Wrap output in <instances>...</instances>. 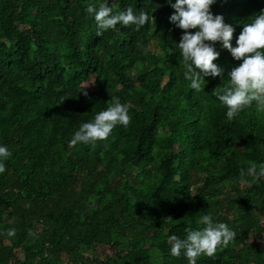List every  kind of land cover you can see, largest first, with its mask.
<instances>
[{
    "label": "trees",
    "instance_id": "1",
    "mask_svg": "<svg viewBox=\"0 0 264 264\" xmlns=\"http://www.w3.org/2000/svg\"><path fill=\"white\" fill-rule=\"evenodd\" d=\"M90 3L104 0H0V143L12 153L0 174V264H188L168 236L202 228L206 213L235 235L197 264H264V175L239 182L264 166V106L228 118L215 94L232 86L226 72L191 87L185 30L167 0H108L149 21L102 35ZM211 10L235 27V46L264 0ZM217 50L215 63H239ZM111 97L129 106L130 123L71 146Z\"/></svg>",
    "mask_w": 264,
    "mask_h": 264
},
{
    "label": "clouds",
    "instance_id": "2",
    "mask_svg": "<svg viewBox=\"0 0 264 264\" xmlns=\"http://www.w3.org/2000/svg\"><path fill=\"white\" fill-rule=\"evenodd\" d=\"M215 2L216 0H167L168 5L175 10L170 20L185 30L178 42L187 69L185 76L191 81L192 88L199 89L202 83L205 86V77L223 79L226 72L232 86L215 94L227 106L226 115L231 119L253 102L264 106V10L253 15L251 22L244 23L234 46L232 40L236 29L225 22L222 14L213 13L211 6ZM86 11L97 22L98 35L117 25L140 27L149 21L148 12H137L131 6L118 13L114 12L108 0H104L99 8L90 3ZM192 29L195 31H191ZM217 42L239 61L230 70L214 62L220 56ZM130 121L129 106L122 103L119 97H111L109 106L97 112L94 119L83 122L74 132L69 144L75 146L78 143L92 144L106 140L117 125L126 127ZM11 155L9 146L0 143V174L6 171L5 161ZM260 175H264V166L251 164L242 170L239 182L243 186L248 183L249 177ZM201 222L204 225L202 228L188 229L183 238L177 234L168 236L170 253L177 257L184 255L188 264H197L201 255H213L218 247L227 246L235 235L227 223L215 220L211 213L204 214ZM8 231L9 235L15 234V229Z\"/></svg>",
    "mask_w": 264,
    "mask_h": 264
},
{
    "label": "rangeland",
    "instance_id": "3",
    "mask_svg": "<svg viewBox=\"0 0 264 264\" xmlns=\"http://www.w3.org/2000/svg\"><path fill=\"white\" fill-rule=\"evenodd\" d=\"M90 84H91V81H90ZM106 252V251H105ZM108 252V251H107ZM97 254H100L101 253V251H98V252H96ZM109 254H110V252H109Z\"/></svg>",
    "mask_w": 264,
    "mask_h": 264
},
{
    "label": "built area",
    "instance_id": "4",
    "mask_svg": "<svg viewBox=\"0 0 264 264\" xmlns=\"http://www.w3.org/2000/svg\"><path fill=\"white\" fill-rule=\"evenodd\" d=\"M262 224L264 225V221L262 222Z\"/></svg>",
    "mask_w": 264,
    "mask_h": 264
}]
</instances>
